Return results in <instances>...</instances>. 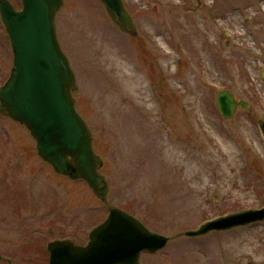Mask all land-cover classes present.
<instances>
[{
    "label": "rangeland",
    "instance_id": "obj_1",
    "mask_svg": "<svg viewBox=\"0 0 264 264\" xmlns=\"http://www.w3.org/2000/svg\"><path fill=\"white\" fill-rule=\"evenodd\" d=\"M124 2L136 36L120 31L100 0H64L56 19L108 202L57 174L27 128L0 115V264H47L54 239L86 244L110 206L170 237L141 264H264V221L180 235L264 206V0ZM12 66L0 18V85ZM221 89L248 108L226 119Z\"/></svg>",
    "mask_w": 264,
    "mask_h": 264
},
{
    "label": "water",
    "instance_id": "obj_2",
    "mask_svg": "<svg viewBox=\"0 0 264 264\" xmlns=\"http://www.w3.org/2000/svg\"><path fill=\"white\" fill-rule=\"evenodd\" d=\"M112 22L123 32L136 34L133 19L123 0H101ZM64 0H22L16 10L8 0H0V15L14 53V64L0 86V114L25 125L36 142L39 156L55 172L72 180L83 179L94 194L108 202L109 183L100 172L103 160L95 153L93 136L78 112L73 91L76 77L58 40L56 15ZM264 81V70L261 71ZM216 104L226 118L244 100L223 89ZM264 136V120L259 122ZM264 220V207L230 213L209 220L181 235L200 237ZM170 238L156 233L136 216L116 206L88 235L86 245L70 239L46 245L48 264H140L143 252L156 253Z\"/></svg>",
    "mask_w": 264,
    "mask_h": 264
},
{
    "label": "bare ground",
    "instance_id": "obj_3",
    "mask_svg": "<svg viewBox=\"0 0 264 264\" xmlns=\"http://www.w3.org/2000/svg\"><path fill=\"white\" fill-rule=\"evenodd\" d=\"M84 52H86V51H84ZM139 83H140V80L138 81V84H139ZM134 85H136V82L134 83ZM134 91H135V90H134ZM134 91H133V94L136 95ZM148 108H151V107H148ZM131 115H132V120H134V118H135V119L138 120L140 123H142L143 118H141V117H139V116H134V112H133V114H131Z\"/></svg>",
    "mask_w": 264,
    "mask_h": 264
}]
</instances>
